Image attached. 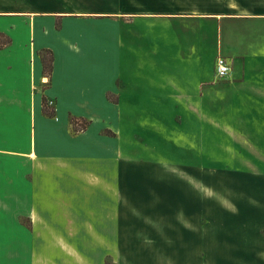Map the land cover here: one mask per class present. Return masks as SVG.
Segmentation results:
<instances>
[{"label":"crops","instance_id":"crops-1","mask_svg":"<svg viewBox=\"0 0 264 264\" xmlns=\"http://www.w3.org/2000/svg\"><path fill=\"white\" fill-rule=\"evenodd\" d=\"M169 19L214 25L188 28L183 38L172 28L156 30L154 62L144 61L146 70L142 68L147 74L149 67L152 75L139 81L143 98L152 91L162 103L169 100V110L156 114L175 116L172 132L186 125L185 136L180 139L178 134V140L202 148L200 160H185L184 171L191 178L201 173L193 165L205 163L203 149L212 146L251 148L253 152L238 154L235 161L264 162V0H37L25 8L11 4L0 9V32L11 39L0 48V215L6 221L10 216L24 238L40 244L38 250L32 247V264H163V258L172 262L183 257L176 251L179 219L171 216L169 223L162 218L182 209L192 224L191 206H201L186 185L181 194L191 202L180 204V163L136 161L118 147L122 74L117 50L123 27L138 20L161 26ZM46 51L53 54L50 75L41 61ZM220 56L231 66L227 79L216 76ZM43 99L53 102L56 118L44 114ZM71 117L87 119L90 125L76 133ZM166 130L160 129L163 135ZM25 138L30 144L24 150ZM146 206L168 222L165 233H125L131 207L145 211ZM20 220H27L28 226ZM184 228L187 234L195 231L187 222ZM4 234L10 233L0 231ZM234 238L223 241L227 245L218 257L264 264L258 236H244L239 244ZM146 243L160 250L137 245Z\"/></svg>","mask_w":264,"mask_h":264},{"label":"rangeland","instance_id":"rangeland-1","mask_svg":"<svg viewBox=\"0 0 264 264\" xmlns=\"http://www.w3.org/2000/svg\"><path fill=\"white\" fill-rule=\"evenodd\" d=\"M36 1L0 0V9L9 8L11 4L15 7L25 8ZM162 21L165 24H161V26L152 20H138L133 25L129 24L123 27L125 35L123 34V42L120 49L117 50L118 53L120 52L118 58L121 60L120 69L122 74L119 82V86H122V97L120 99L122 114H120L121 127L118 130V147L123 155L136 161L167 160L180 163L181 168L176 169L180 181L178 185L180 204H182V201L185 204L191 202L190 196L186 200L181 194V191L184 193L186 190L182 188L185 185L194 190L195 204H201V206H191L192 209L195 207L194 213H192L195 217V223H190L192 220L187 218L188 215L182 209L176 211L174 215L162 217L165 218L164 221L167 220L169 223L171 222V216L174 219H179L178 234L181 241H179L176 251L180 253V256L184 254L183 257L173 259L172 262L163 258V264H237V259H229V262H227V259L222 260L221 257H218L221 255V250H224L225 245H227L223 241H227L229 236L235 237L234 239L238 241L236 244H239L244 236H258L260 242L258 247H260V250L264 249V178L261 177L264 175V162L248 164L244 161H235L236 155L244 154L246 151L253 152L251 148L206 147L203 149L206 155V162L203 163L204 169L202 167L198 168L199 165H203L201 162L199 164L195 163L194 168L196 171L199 169L201 173H196L194 178L188 177L187 171L185 172V169H183L187 166L185 160L188 157L200 160L202 148L188 147L185 140H178V134L180 139L181 136H185L186 125H182L184 127H182L183 129L180 127L179 132L175 130L172 132L170 129L175 126L173 122L175 116L156 114L160 111L169 110L166 109L170 106L169 100H163L162 103L161 100L155 98V93L152 91L147 94V99L143 98L139 81L141 76L149 78L152 75L149 67L147 74H144L145 71L142 72V68L144 67V70H146L143 64L144 61L149 64L154 62L153 42L158 35L156 30H169L172 28L181 32L179 37L183 38L188 36V28L196 27L198 30L205 27L212 28L214 25L205 23L199 27L198 24H192V21L188 19ZM6 23L12 25L9 22ZM138 31L144 34L140 35ZM193 35L197 34L193 31ZM208 35L212 36V32L208 31ZM51 42L58 44V41L54 38ZM46 107L49 112H54L52 104L47 102ZM53 118H56V116H53ZM77 121L78 125H73L74 131L81 133L82 129L89 124V121L84 118H77ZM163 127L168 129L164 135L160 131ZM108 134L112 135L111 133ZM168 134L176 136L171 135L168 138ZM24 143L21 147L25 150L30 143L26 138ZM40 146H38V151H41ZM259 152H262V150ZM202 174L205 175L201 178ZM198 175L200 176L198 177ZM203 183H205V187H203ZM244 203L248 206H237ZM149 208L151 207L146 206L147 210L140 211L135 207H131L128 212L130 221L129 225L125 226V228L127 227L125 233L137 235L165 233L164 225L168 222H161L162 218L155 216V213L150 211ZM168 214H171V212H168ZM9 217L7 216L6 221L0 215V231L10 233L9 235L0 236V264H32L30 260L32 247L38 250L40 244H37V241H28L24 238L23 234L18 232L11 223L12 220ZM20 221L28 226L27 220ZM244 221H246V226H241ZM186 222L193 226L195 231L192 232V229H189V234H187L186 231L188 232V230L184 228ZM187 235H191V237ZM137 245L145 246L146 249L152 251L160 250L157 244L154 243ZM191 251L195 252L196 258L193 259ZM259 262L258 259H238V264H259ZM107 264L112 263L107 260Z\"/></svg>","mask_w":264,"mask_h":264},{"label":"trees","instance_id":"trees-1","mask_svg":"<svg viewBox=\"0 0 264 264\" xmlns=\"http://www.w3.org/2000/svg\"><path fill=\"white\" fill-rule=\"evenodd\" d=\"M11 43V39L9 37H7L5 34L1 33L0 32V48H4L6 47L7 45H9ZM47 54V56H46ZM41 61H42V64H43V68H44V72L48 75H50L52 73V69H53V54L52 52L50 51H46L44 55L41 56ZM47 100L46 99H43V106H44V114L47 115V117H50L52 118L54 116V113H50L48 110H47ZM77 119L71 117L70 118V123L72 125H78V121ZM90 125V122L87 126H85L84 129H82V131H85L87 129V127ZM76 133H78V131H75Z\"/></svg>","mask_w":264,"mask_h":264},{"label":"built area","instance_id":"built-area-1","mask_svg":"<svg viewBox=\"0 0 264 264\" xmlns=\"http://www.w3.org/2000/svg\"><path fill=\"white\" fill-rule=\"evenodd\" d=\"M231 74V66L225 57H218L217 62H216V76L219 79H227ZM50 104H53L51 102Z\"/></svg>","mask_w":264,"mask_h":264}]
</instances>
